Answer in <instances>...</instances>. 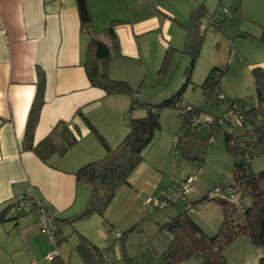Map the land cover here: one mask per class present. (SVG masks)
Here are the masks:
<instances>
[{
	"label": "crops",
	"instance_id": "crops-1",
	"mask_svg": "<svg viewBox=\"0 0 264 264\" xmlns=\"http://www.w3.org/2000/svg\"><path fill=\"white\" fill-rule=\"evenodd\" d=\"M198 5L199 0H88L92 31L104 43L109 41L101 33L103 29L113 20L121 22L115 28L118 55L108 63L110 77L131 87L138 82L141 71L160 68L167 49L179 50L184 46L185 27ZM88 42V36L80 31L75 0H0V214L4 216L0 224V257L18 255L21 261L26 259L21 264H31L32 260H42L48 251L39 232L36 211H26L19 217L7 213L17 198L28 192L58 213L59 235L66 241L61 223H71L83 212L81 206L88 194V187L76 181L75 173L104 157L102 146L84 118L112 148L128 133L130 98L106 95L88 82L83 68ZM38 68L45 75V91L34 145L59 121L70 123L77 140L67 153L53 155L47 163L21 149ZM136 113L141 114V110ZM168 149H172L170 144ZM144 167V163L139 165L128 185L122 186L130 189L125 200L139 201L144 194L150 192L148 197L156 192L158 184L152 188L154 180L146 178L144 172L149 168ZM146 197V200L150 198ZM200 197H192L190 203ZM205 205L211 202L199 206ZM198 213L199 209L188 216L203 232L215 233L222 222V210L219 215L213 211L205 225L194 218ZM103 216L91 214L73 222V226L77 232L78 226L86 223L83 221L99 217L101 220L95 218L93 227L103 237ZM82 236L91 238L87 234ZM256 249L259 248L246 236H239L225 249L224 255L231 264L228 253L241 252L245 257ZM57 260L65 264L60 256ZM11 264H15L14 258Z\"/></svg>",
	"mask_w": 264,
	"mask_h": 264
},
{
	"label": "rangeland",
	"instance_id": "rangeland-1",
	"mask_svg": "<svg viewBox=\"0 0 264 264\" xmlns=\"http://www.w3.org/2000/svg\"><path fill=\"white\" fill-rule=\"evenodd\" d=\"M199 5H203L207 13L199 25L203 42L191 74V83L184 89L178 102L179 106L182 107L184 103L191 107H199L203 114L220 116L227 110V101H236L244 111H249L256 106L252 70L264 68V0H199ZM224 8L229 11V16H225ZM183 47L172 53L164 74L159 75L160 68L141 71L136 79L138 82L131 86L134 92L138 91L141 95L137 104H134L131 117L145 116L149 107L158 110L157 106L171 98L183 86L191 59L189 55L181 52ZM213 69L223 71L216 78V82L225 102L211 106L204 102L205 93L202 85ZM138 109L141 110V114L136 113ZM235 122L232 124L235 125ZM181 125L182 118L178 108L159 110L160 127L155 134L156 141L149 155H145L143 160L144 168H149L144 172L147 174L146 178L154 180L152 188L158 184L156 192L148 197L157 199L163 197L167 205L157 209L145 205L144 198L150 192L144 194L139 201L132 198L125 200V193L130 189L120 187L121 191L113 198L102 217L105 222L103 237L97 234L93 227L95 218L101 220L99 217H91L83 221L86 223L79 225L77 232L73 226V222L77 220L74 219L72 223H61L66 241L64 240L59 246L58 255L65 264H85L76 250L82 234L89 235L91 237L89 241L102 252V256L107 257L101 261V264H164L161 255L167 249L169 235L160 229L161 226L170 222L176 214L185 211L191 216L199 209V213L194 218L203 225L213 211L216 215L221 214V208L213 201L211 205L205 206L196 207L192 204L190 210L187 209V205L192 197L202 195L194 201L198 202L207 191L215 190L217 185H232L233 160L225 151L223 132L244 138L245 136L241 135L243 130L233 129L225 124L221 128L222 131L214 135V139L206 147L200 144L203 138L208 137L209 130L205 129L207 127L195 131V135L200 138L194 151L197 153L195 161L199 159L197 161L201 166L198 169L192 161L181 156L179 148H173L174 138L180 132ZM169 144L171 150L168 149ZM201 158L203 161H200ZM251 171L255 174L264 171V155L252 160ZM187 176L193 178V183L192 193L190 192L185 200L177 194L175 186ZM89 195L88 187L86 202L81 206L82 211L86 209ZM235 205L232 220L233 218L237 220L240 214V203L237 202ZM217 227L216 223L215 229ZM117 233L121 238H118ZM204 233L208 236L214 234L210 230ZM46 244L48 251L43 259L32 260L31 264H51L47 260V255L52 248L47 241ZM252 251L245 257L241 252L228 253L227 256L231 264H264L260 262V259L264 258V249ZM17 256L2 254L0 263L11 264L13 258L15 264L26 262V259L21 261ZM181 264H198V262L195 258H191Z\"/></svg>",
	"mask_w": 264,
	"mask_h": 264
},
{
	"label": "trees",
	"instance_id": "trees-1",
	"mask_svg": "<svg viewBox=\"0 0 264 264\" xmlns=\"http://www.w3.org/2000/svg\"><path fill=\"white\" fill-rule=\"evenodd\" d=\"M75 2L80 20V31L89 38L83 62V68L89 84L102 90L106 95H126L131 100L127 122L128 133L115 148L110 147L96 129L84 118L90 132L102 146L104 157L84 165L75 173L76 181L90 188L86 209L75 218V220H81L91 214L103 216L118 189L128 185V179L139 165L143 163L146 153L155 144V134L160 127L159 110L178 108L180 111L182 125L180 132L175 136L178 139L174 140V148H179L181 156L192 161L198 169L201 166L197 161L199 159L195 161L197 153H194V151L200 138L195 135V131L207 127L205 129L209 130L208 137L203 138L200 144L206 147L214 139L213 136L222 131V126L217 123H210L192 128L189 125V117H186L183 113L185 106L188 105L183 103L182 107H180L178 103L181 100L184 89L191 83V74L203 42V34L199 33L200 22L207 14L203 5H199L191 13L188 24L185 27L186 38L184 47L180 51L191 58L186 71L185 83L171 98L157 106L158 110L149 107L145 116L133 118L131 117V111L134 104H137L139 100V97L136 98L134 95L139 94V92H134L124 81L112 79L108 72V63L111 57L118 55L115 28L121 22L113 20L108 27L103 29L101 33L109 41L104 43L92 31L88 0H75ZM215 28L220 29V27ZM174 51L178 50L169 48L165 51L159 75L164 74L166 71ZM215 70L210 71L202 85L205 93L204 102H207L208 96L212 93V88L218 86L214 79L216 73L213 74ZM220 72L222 73L223 71ZM252 75L254 78L256 106L249 111H244L236 101H227V110L224 112L226 113L230 107L236 106L240 109L243 116L241 123L236 125L230 123L228 126L233 129H242L241 135L245 136L244 138L223 132L225 151L233 160V183L231 186H239L242 190L238 202L241 205L239 217L237 220L235 218L232 220V213L234 214L236 205L215 201L222 210V222L218 230L212 236H208L188 216L187 211L176 214L170 222L160 227L162 231L169 235V244L161 255L164 264H181L191 258H195L198 264H228L224 250L239 236H246L255 247L264 249V171L253 173L251 171V163H247L244 160L252 151L264 155V68L253 69ZM36 78V90L27 116L21 149L34 153L43 163H47L51 156H62L67 153L76 145L77 140L70 129V123L59 121L43 140L34 145V132L40 110L44 104L45 91V75L39 68L36 69ZM214 104L218 105L219 103H213L211 106ZM137 107L139 106L137 105ZM189 107L191 114L203 112L199 107ZM76 114L80 117L82 116L80 111H77ZM221 115L214 117L220 118ZM200 161H203V158ZM217 186L226 187L224 185ZM205 196L206 194L198 202L188 203L189 207L187 205V209L190 210L192 204L197 207L205 202H212L207 201ZM56 219L58 222V213ZM3 222L4 216L0 214V224ZM76 250L85 264H101V261L104 260L102 252L82 235H80V242L76 246ZM260 262L264 263V258L260 259ZM51 264L62 263L55 260Z\"/></svg>",
	"mask_w": 264,
	"mask_h": 264
},
{
	"label": "built area",
	"instance_id": "built-area-1",
	"mask_svg": "<svg viewBox=\"0 0 264 264\" xmlns=\"http://www.w3.org/2000/svg\"><path fill=\"white\" fill-rule=\"evenodd\" d=\"M223 11L225 16L230 15L227 9L224 8ZM220 75V71L216 72V74L214 75V79L216 80V78H218ZM211 91L212 93L208 96L207 103L211 105L213 103L220 104L224 102L225 98L223 94L218 91V86L212 88ZM134 96L136 98L139 97L138 94H135ZM183 113L186 117H189V125L192 128L208 125L210 123L213 124L214 122L219 126H223L225 124L228 125L236 121V125L241 123V121L243 120L240 109L236 106L230 107L226 113L221 115L220 118H216L214 116L203 113L191 114L189 106H185ZM177 139L178 137L174 138L175 141ZM261 156L262 154L252 151L251 154L245 157L244 160L247 163H251L253 159L260 158ZM192 183L193 178L187 176L184 180L176 184L175 188L177 189V194L180 195V198H185L186 200L187 195L191 192ZM214 189L215 190L208 191L206 193L205 197L207 201H221L235 205L237 202H239V198L242 194V190L239 186H215ZM145 205H149L151 208L157 209L166 206L167 202L164 201L163 197H161L160 199L150 197L145 201ZM26 211H36L38 215L39 232L52 248L51 252L47 255V260L51 263L59 257L58 248L63 243V239L58 233V222L56 219L57 212H54L53 210L48 208L42 201L35 198V196L31 192H28L26 193V195L17 198L14 204L10 206L7 213L11 217H19ZM116 235L118 236V238H120V235L118 233ZM103 258L105 259L106 257L104 256Z\"/></svg>",
	"mask_w": 264,
	"mask_h": 264
}]
</instances>
